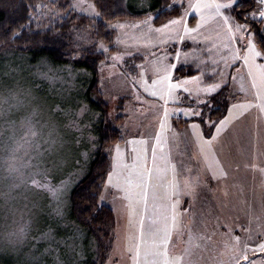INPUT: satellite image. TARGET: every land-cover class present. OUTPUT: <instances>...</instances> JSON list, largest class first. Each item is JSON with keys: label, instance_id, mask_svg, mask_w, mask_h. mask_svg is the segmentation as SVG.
<instances>
[{"label": "snow or ice", "instance_id": "snow-or-ice-1", "mask_svg": "<svg viewBox=\"0 0 264 264\" xmlns=\"http://www.w3.org/2000/svg\"><path fill=\"white\" fill-rule=\"evenodd\" d=\"M65 3L67 7L63 12H60L62 7L60 0H50L48 4L41 3L35 7L46 9L43 15L47 16L50 22L52 19H67L74 12L78 15L87 14V18L93 21L87 25L76 23L72 25L70 30L75 33V43L71 59L73 61L84 59L85 48L94 49V55H104V60L99 61L102 74L100 90H103L106 79L103 76L105 68L112 69L116 68L117 64H127L120 75L124 77L129 89L133 90L131 91L133 98L139 102L141 96L147 94L155 98L158 102L157 107L162 109V115L156 117L160 131H154L151 139L125 140L126 145L128 143L148 145L143 149V165L138 163L141 160V154L138 153L132 170L129 171L127 165H121L119 162V145L110 146L109 151L114 147L117 155L109 165L105 179L97 186L99 191H92L89 194V199L98 197L96 208L92 210L91 204H88L82 211L91 210V218H95L110 194L114 201L119 200L123 203L127 210L131 207L134 188L137 190L136 196L146 203L145 189L152 183L153 171L161 173L158 176V181L161 183L166 180L163 173H167L169 169L171 171V179L164 183L163 200L166 203L159 206V215L148 223L147 228L145 227L146 218L141 215L138 221V235L127 233L124 237V247L113 246L112 250L106 254L107 260L102 264H120L125 258H127V264H186L185 256L190 253L185 250L184 254L176 255L173 244L174 238L183 234L184 215L193 207L191 201L188 202L187 207H184L183 197L194 196L198 187L207 186V180L220 181L228 176L217 157L216 146L228 130L227 126L231 123L234 111L242 109L241 115L252 108L264 112V62H259L264 61V0H171L170 3L155 10L152 9L150 0H141L137 7L145 12L142 19L116 23L103 19L104 0H65ZM173 10L174 16L167 18L159 27H153V23L162 12ZM190 13L193 14L191 16L193 20L195 14L200 15V20L196 21L194 27L189 24ZM129 15L132 14L129 13ZM40 19L39 15L29 13V20L37 21L38 28L49 27V25H41ZM97 19L103 21V33L100 32L99 25L95 23ZM209 23L214 25L215 38L220 41V44L215 45L214 48L227 53V55H219V59H212L209 56L212 64L210 75L205 71V62L196 63L193 68L187 53H182L180 48L176 47L177 44L186 47L189 38L195 41L199 30ZM144 27L148 29L141 34L145 40L150 41L152 34L157 35V43L152 46L160 50L159 56L149 50L148 55L153 57V60L149 61L142 56L137 57L139 48L135 49V52L124 48L123 51L115 54L109 53V48L120 49L124 45L128 36L127 29ZM25 29L31 31L30 23L21 25L20 31L12 33L10 38L20 39ZM117 29L121 31L115 39H110L108 44L100 39L101 36L110 37ZM161 45H163L162 48ZM23 46L17 45V47ZM201 51L207 55L212 50L201 49ZM136 58H140L141 63L137 64ZM109 61L112 63L109 64ZM128 61L131 62L128 63ZM42 67H46L47 71H42ZM36 68V74L46 79L58 78L50 75L56 71L67 72L69 76H73L74 73L87 75L86 69H76L71 64L53 69L46 58H41ZM191 71H196L199 75L191 76L188 74ZM109 75H112L111 71ZM206 78L213 82L206 83ZM193 83L198 84L195 89L189 86ZM181 92L185 94L183 97L180 95ZM177 101L189 104L188 107L173 108L171 111L182 112L185 117L192 120V123L187 124L184 134L189 137V143L193 145L190 159L203 161L202 167L199 163L196 168L183 161L173 163L172 157L163 152L167 143L164 133L170 115L168 104ZM79 105L78 111L74 114L75 119L70 121L76 131H82L84 127L90 128L91 124L101 116V113L94 112L87 103L80 101ZM127 110L126 108L125 112ZM55 111L63 112L64 110L60 105H56ZM107 115L112 118L117 113L112 111ZM85 116L89 117L87 124H83L82 118ZM189 129L193 131L190 133ZM39 134L35 125L30 124L25 135L34 138ZM96 139L97 137L89 135L88 142L95 146ZM152 140L155 142L152 143ZM80 142L78 138L76 143ZM52 143L55 144V141ZM158 149L161 150V159L167 165L164 169L156 166ZM149 150L152 167H149L147 163ZM81 155L86 158L88 153L83 152ZM250 166L264 172V168L256 163ZM25 167L34 169L26 182L31 187L44 192L50 202L55 205L53 209L55 215L63 217L69 188L73 185V176L77 174L65 175L55 160L50 167L47 161L36 164L28 161ZM255 219L260 220L259 217ZM158 224L162 226H157ZM214 229L212 235L206 239L211 242L213 236L218 234L220 237L216 246V264H264V221L252 230L237 222L224 223L217 217ZM220 229L223 231H219ZM237 232L241 234L238 235ZM18 233L23 235L25 228H20ZM47 235L45 234L42 238H46ZM79 238L83 240V236ZM79 256L81 260L86 258L83 244H81ZM93 264H95V258Z\"/></svg>", "mask_w": 264, "mask_h": 264}, {"label": "rangeland", "instance_id": "rangeland-1", "mask_svg": "<svg viewBox=\"0 0 264 264\" xmlns=\"http://www.w3.org/2000/svg\"><path fill=\"white\" fill-rule=\"evenodd\" d=\"M195 23L192 21L190 25L194 27ZM213 29L214 25L209 23L199 30L195 41L189 38L187 42L192 43L190 46L176 45L182 53H187L193 68L196 63L205 62V71L208 75H210L212 67L209 56L212 59H219V55H227V53L214 48L215 45L220 44V41L212 33H209ZM147 31L146 27L127 29L128 36L124 45L110 54L123 51L124 48L135 52V49L139 48L140 52L137 53V57L142 56L149 61L153 60V57L148 55V51L155 52L157 56L160 55L158 48L152 46L157 43V35L152 34L150 41L145 40L141 34ZM137 33L139 36L133 40ZM201 49L212 51L205 55ZM5 57H12V54L9 53ZM4 58V64L11 60ZM130 62L128 61V63ZM136 63H141V59L136 58ZM36 65L28 62L13 63L0 73V264H90L96 255L94 239L71 217L69 194L75 182L86 173L88 163L96 151L97 139L93 146L88 142V137L89 135L97 137L96 127L99 119L92 123L90 128L84 127L82 131H76L70 121L75 119L74 114L79 109V102L86 103L82 77L75 73L73 76H69L67 72L56 71L50 75L58 78L46 79L36 74ZM50 65L53 69L60 67V65ZM126 66L127 64L121 63L117 64L116 68L104 69L103 76L106 79L102 93L108 103V112L115 111L117 113L111 119H115V126L120 132V139L112 142L106 148L110 160L109 165L117 155L114 147L111 151L109 148L118 144L119 162L121 165H127L131 171L138 153L141 154V160L138 163L143 165V149L148 145L141 143L126 145L125 140L151 139L154 131H160L156 117L162 115V109L157 107V100L147 94L142 95L139 102L133 98L131 95L133 90L129 89L124 77L120 75ZM41 70L47 71V68L42 67ZM110 71L112 75H109ZM101 75L99 68L100 81ZM189 75L198 76L199 73L192 71ZM212 82L206 78V83ZM189 86L195 89L198 84L193 83ZM199 86L203 87L204 85ZM180 95L183 97L185 94L181 92ZM56 105H60L64 111H55ZM188 106L187 102L179 101L168 104L170 115L164 133L167 143L163 152L172 157L173 163L192 160L190 158L193 145L189 143L188 136H186L188 138L186 143L181 136L185 135L181 132H184L187 124L192 123V120L185 117L182 112L171 111L173 108ZM126 108L127 112H125ZM242 111V109L234 111L231 123L227 126L228 130L216 146L217 157L228 173L225 179H231L230 183L235 185L232 194L233 205L225 208L223 212H219L217 216H211L209 210L213 208L211 207L212 201L209 199V201H205L209 204L207 211L195 210L188 217L184 215L183 234L176 236L173 244L176 255L184 254L185 250L190 253L185 256L186 264H216V246L220 237L218 234L213 236L211 242L206 238L212 235L215 230L213 227L217 217L224 223L237 222L252 230H255L261 221H264V172L250 166L256 163L259 167L264 168V112L252 108L241 115ZM118 115L121 117L118 118ZM225 115L228 114L225 113ZM82 119L83 124L89 122L88 116ZM30 124L35 125L40 133L34 138L25 135ZM178 131L179 133H177ZM192 131L189 129L190 133ZM78 138L81 140L79 144L76 143ZM52 141H55V144ZM83 152L88 153L86 158L81 155ZM53 160L59 164L65 175L68 173L77 174L73 176V185L69 188L63 217L55 215L53 210L55 205L50 202L44 192L31 187L26 182L34 171L32 168L25 167L28 161H31L32 164L47 161L50 167ZM147 163L149 167H152L150 150ZM197 163L201 167L203 166V161H197ZM156 166L160 169L167 167L161 159L160 149L157 150ZM13 169H17V171H13ZM159 175L161 173L153 171L152 183L145 189L147 191L146 203L136 196L135 188L133 189L131 207L127 210L119 200L114 201L111 194L108 196L104 204L111 207L114 212L115 224L111 236L107 240L104 261L107 260L106 254L112 250L113 246L124 247V237L127 233L138 235V221L141 215L146 218V228L148 223L159 215V206L166 203L163 200L164 183L171 179V171L169 169L167 173H163L166 176L163 183L158 181ZM216 182H218L217 185L222 186L224 179ZM252 183L256 186L254 190L251 188ZM32 200L40 204L42 220L40 219L38 223H35L34 219L29 216L34 207ZM255 217H259L260 220H256ZM157 226H162V224ZM20 228H25L23 235L18 233ZM78 230H80L79 234ZM219 231H223V229ZM45 234H48L47 237L42 238ZM237 234L241 233L237 232ZM80 236H83V240L79 238ZM81 244H83L86 257L84 260H81L79 256ZM120 264H127V258L121 260Z\"/></svg>", "mask_w": 264, "mask_h": 264}, {"label": "trees", "instance_id": "trees-1", "mask_svg": "<svg viewBox=\"0 0 264 264\" xmlns=\"http://www.w3.org/2000/svg\"><path fill=\"white\" fill-rule=\"evenodd\" d=\"M140 2L141 0H104L103 19L112 23H115V21L135 20L136 18H138L136 20L142 19L145 12L138 9L137 5ZM150 2L152 9L155 10L170 3L171 0H150ZM41 3L48 4L50 0H0V73H2V70L8 69L13 63L28 62L29 64L36 65L41 58H46L48 63L57 66L71 64L76 69L87 70V75H78L82 77L86 103L93 111L101 113L96 127L97 148L93 154V158L88 163L86 173L70 189L69 213L94 239L96 247L95 264H102L105 259L107 240L111 236L110 234L115 224L114 212L111 207L103 204L95 218H91V210L82 211V209L88 204H91L92 210L96 208L98 197L89 199V194L92 191H99L97 186L103 182L105 173L109 170L110 160L106 153L107 146L120 139V132L115 126V119H111L107 115L108 103L103 97L102 90H100L99 61L104 60V55H94V49L85 48V58L80 61H73L71 56L73 55L72 49L75 43V33L70 29L74 23L87 25L93 23V21L87 18V14L78 15L74 12L67 19H52L50 22V19L43 15L47 10L35 7V5ZM60 3L62 5L60 12H63L67 4L65 0H60ZM30 5L32 7H29ZM29 13L39 15L41 17V25H49V27L44 28L41 26L38 28L37 21L29 20ZM129 13L132 15H129ZM174 15V10L162 12L153 23V26L159 27L162 22ZM29 23L31 31L25 29L21 33L20 39L13 40L10 38L12 33L20 31L21 25ZM95 23L99 25L100 32L103 33V21L97 19ZM116 34L117 31L113 32L110 37L101 36L100 39L105 44H108L110 39L116 38ZM191 44L190 41L187 42L188 46ZM17 45L24 46L17 47ZM116 49V47H112L108 51L109 53H113ZM9 53L12 54V57H5ZM2 57L11 60H9V63L4 64ZM119 117L121 116L118 115ZM32 204L34 207L29 216L34 219L35 223H38L42 216L40 204L34 200H32ZM93 261L90 264H93Z\"/></svg>", "mask_w": 264, "mask_h": 264}, {"label": "crops", "instance_id": "crops-1", "mask_svg": "<svg viewBox=\"0 0 264 264\" xmlns=\"http://www.w3.org/2000/svg\"><path fill=\"white\" fill-rule=\"evenodd\" d=\"M192 15L193 14L190 13L189 17H191ZM199 20H200V15L197 13V14H195L194 20L193 19L189 20V24L192 23V21L196 22ZM116 22L117 21H115V23ZM120 22H125V21H120ZM116 31L118 34L119 30L117 29ZM209 33H212L215 36L214 30L209 31ZM117 34H116V36H117ZM137 36H139V33L136 34V37L135 36L133 37V40H136ZM141 41L145 42L143 39H141ZM197 43H199V42H197ZM138 45H140V44H138ZM162 47H163V45H161V48ZM158 51L160 52L159 49H158ZM177 133H179V131ZM181 133H184V132H181ZM181 136H182V138H184V141L186 143L188 138L183 134ZM182 141H183V139H182ZM185 164H188L191 167L196 168L198 163L196 160H190V161L185 162ZM193 175H195V173H193ZM230 180L231 179H224V184H222V186L217 185L218 182H216L215 180H207V186L205 187V186L201 185L200 187H198L194 193V196L183 197V199L185 201L184 207L188 206L189 201H191L193 203V208H192L193 210L190 209L189 212L185 216L186 217L190 216L191 212L195 211V210L201 211V209H203L204 211H207L209 204L205 201H209V199L212 201L211 207L213 208L212 210H209V212H210L209 214L211 216L212 215L217 216L219 212H223L225 210V208H227L228 206H232L233 205L232 194H233V191L235 189V185L231 184ZM251 188H252V190L256 189V186L254 183H252ZM229 197L231 198L230 200L228 199Z\"/></svg>", "mask_w": 264, "mask_h": 264}]
</instances>
